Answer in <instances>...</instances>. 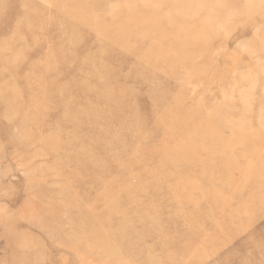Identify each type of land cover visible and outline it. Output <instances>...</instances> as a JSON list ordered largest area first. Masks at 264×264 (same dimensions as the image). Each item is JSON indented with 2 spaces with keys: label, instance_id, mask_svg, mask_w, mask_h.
Here are the masks:
<instances>
[{
  "label": "rangeland",
  "instance_id": "obj_1",
  "mask_svg": "<svg viewBox=\"0 0 264 264\" xmlns=\"http://www.w3.org/2000/svg\"><path fill=\"white\" fill-rule=\"evenodd\" d=\"M70 137L98 185L55 171ZM0 264H264V0H0Z\"/></svg>",
  "mask_w": 264,
  "mask_h": 264
},
{
  "label": "bare ground",
  "instance_id": "obj_2",
  "mask_svg": "<svg viewBox=\"0 0 264 264\" xmlns=\"http://www.w3.org/2000/svg\"><path fill=\"white\" fill-rule=\"evenodd\" d=\"M2 1V0H1ZM29 1V0H28ZM27 2V1H26ZM25 2V3H26ZM24 3V2H23ZM22 3V4H23ZM22 7H23V5H22ZM25 8V7H24ZM26 9H29V8H27L26 7ZM38 9V8H37ZM39 11H40V9H39ZM58 11H60V10H58ZM37 14V13H36ZM39 15V14H38ZM129 16H130V13L128 14ZM40 16V15H39ZM132 16V15H131ZM150 19V18H149ZM150 21V20H149ZM52 22V21H51ZM54 23H56V22H54ZM61 24V23H60ZM133 24H136V23H133V21L132 20H129V21H126V22H124V26L125 27H129V26H131V25H133ZM54 25V24H53ZM57 24H55V26H56ZM59 27H61L60 25H58ZM62 28V27H61ZM150 28V27H149ZM76 31V30H75ZM161 31V30H160ZM124 35H129V36H134V33H133V31H132V29L131 28H129V30H126V28L124 29V31L122 30L121 31ZM146 31H144V33H145ZM105 41V40H104ZM124 44L123 45H128V44H126L127 42H126V40H123L122 41ZM112 43H113V40H112ZM107 44V43H106ZM111 46V45H110ZM81 53H83V52H81ZM99 55V54H98ZM107 55H108V53H107ZM71 56H73V55H71ZM94 56V55H93ZM113 56V55H112ZM111 56V57H112ZM74 57V56H73ZM72 57V58H73ZM77 57V56H76ZM78 57H80V56H78ZM103 57V56H102ZM105 57V56H104ZM107 57V60H108V56H106ZM82 58H86V57H82ZM96 58H98V57H96ZM69 59V58H68ZM115 59V58H114ZM79 60V59H78ZM92 60V59H91ZM169 65L170 66H173V64H174V62L172 61V59L171 58H169ZM75 61V60H74ZM111 61V60H110ZM80 63V62H79ZM98 64V63H97ZM100 64V63H99ZM82 66V65H81ZM99 68V67H98ZM101 68V67H100ZM103 69V68H102ZM104 69H107V68H104ZM82 70H83V68H82ZM99 70V69H98ZM94 71V70H93ZM102 71V70H101ZM107 71H108V69H107ZM98 72V71H97ZM102 73H104V72H102ZM102 73H99V74H97L96 75V77H100V76H103L104 78H105V80H109L110 79V75L108 76V74H107V76H106V74H102ZM90 76H93L92 74H89ZM94 78V77H93ZM101 81H102V79L101 78H99ZM111 79H113V78H111ZM50 81V80H49ZM93 81H95V80H93ZM106 81V82H107ZM52 82V81H51ZM111 82V81H110ZM76 84V83H75ZM90 84H92L91 82H90ZM95 84H98L97 82L95 83ZM29 85H31L30 83H29ZM33 85V84H32ZM39 85V84H38ZM49 86H50V83L48 84ZM77 85V84H76ZM75 85V86H76ZM89 85V84H88ZM45 86V85H44ZM85 86V85H84ZM91 86V85H90ZM100 86V85H99ZM98 86V87H99ZM31 87V86H30ZM37 87V86H36ZM53 87V86H52ZM82 88H85V87H83V86H81ZM87 87V86H86ZM96 87H97V85H96ZM97 87V88H98ZM38 88V87H37ZM54 88V87H53ZM72 88H76V87H74V85H73V87ZM78 88V87H77ZM88 88V87H87ZM95 88V87H94ZM96 88V92H97V94H98V99H99V101H101V102H103L104 104H106V105H113V106H116V110H114L115 112L112 114V116L111 117H109V118H101V120L103 121V122H105V124L107 125V126H115V127H122V129H129V126H130V124H129V121H128V117L127 116H123L122 117V115L121 116H119L120 114L119 113H122V111L120 110L121 108H122V105H123V102H124V99L122 98V97H120V98H117V97H115L114 95H115V90L112 88H109L108 86L107 87H101L100 89H97ZM43 89V88H42ZM52 89V88H51ZM47 90V89H46ZM57 90H58V93L63 97H67V96H69V93L71 92V91H73L72 89H70L71 91L69 92V87H68V85L67 86H63V88L62 87H60L59 89L57 88ZM83 90V89H82ZM87 89L85 88V91H86ZM92 90V89H91ZM77 91V90H76ZM84 91V90H83ZM88 91V90H87ZM94 91V92H95ZM74 92H75V90H74ZM78 92H79V90H78ZM81 92V91H80ZM33 93H35V92H33ZM72 93V92H71ZM84 93V92H83ZM85 93H87V92H85ZM41 94H42V92H41ZM74 95H75V93H73ZM88 94H90L89 92H88ZM29 95H31V94H29ZM71 95V94H70ZM73 95V96H74ZM93 95V94H92ZM17 96H19V95H17L16 93H15V95L13 94V96L12 97H10V98H7V99H4V101H3V104H1V105H7V103H8V105L10 104V103H13V101H16L17 99H18V97ZM46 96V95H45ZM73 96H71V98H73ZM94 96V95H93ZM63 97V98H64ZM125 97V96H124ZM26 99H27V97H25ZM23 99V101L24 100H26V99ZM32 98H33V96H32ZM46 98V97H45ZM78 98H79V96H78ZM42 99V98H41ZM77 100V99H76ZM126 100V99H125ZM27 101V100H26ZM29 101V100H28ZM158 102V100H156V103ZM93 103V102H92ZM52 105V104H51ZM82 105V104H81ZM87 105V104H86ZM30 106H31V109L33 110V119L34 118H36L37 116H36V114L38 113V111H40L39 110V107H40V105H39V103L38 102H34V100H31L30 101ZM153 106H154V104H153ZM49 107H51V106H49ZM68 107V106H67ZM64 108L63 109V116L60 118V120L58 121V124H59V128H58V132L60 133L61 132V129H60V127L61 126H63V124H65V123H68V119H69V115H70V113L72 112L71 110L72 109H70L69 107H70V105H69V109L68 108ZM75 107V106H74ZM83 107H85V105H83ZM179 107V106H178ZM52 108V107H51ZM101 108H102V105H101V107H99V105H91V106H89L88 108H85V109H83V110H79V111H75V112H79L78 113V120L80 119V120H82V119H85L86 117H91V118H93L97 113H98V111H100L101 110ZM222 109V108H221ZM52 111V110H51ZM51 111H50V113L49 114H51ZM121 111V112H120ZM53 112V111H52ZM62 112V111H61ZM40 113V112H39ZM215 113V112H214ZM48 114V115H49ZM227 114V113H226ZM45 115V114H44ZM73 115V114H72ZM71 115V116H72ZM40 117H41V114H40ZM73 117V116H72ZM77 117V116H76ZM44 119V118H43ZM70 120H73V119H70ZM90 120V119H89ZM97 121L98 120H96L95 119V121L94 120H92V124L94 125V124H96L97 123ZM25 122V121H24ZM81 121H79L78 123L79 124H83L84 125V123H80ZM46 123H48V122H46ZM74 123H76L75 121H74ZM51 124V123H50ZM87 124V123H86ZM203 124H214V126H215V129L214 130H212L211 132H209V134L207 135V136H209V137H217V135H218V128H220L221 127V121H220V119H219V117L216 115V114H213V116H206L204 119H199L196 123H195V126H194V128L196 127V129H199L200 128V126L201 125H203ZM42 125H44V123L42 124ZM81 125H77L76 124V127H78V126H81ZM23 126V125H22ZM45 126H47L48 127V125H45ZM50 126V125H49ZM65 126V125H64ZM67 126H69V124H67ZM42 128H43V126H42ZM49 128V127H48ZM61 128H63V127H61ZM82 129V128H81ZM75 130V129H74ZM77 132H78V130H77ZM82 132V131H81ZM105 132V131H104ZM117 134H115V136H116ZM22 136V135H21ZM15 137V136H14ZM19 137H20V135H19ZM76 137H78V136H76ZM16 139H18V138H16ZM20 140V139H19ZM22 140V139H21ZM46 140V139H45ZM59 140V139H58ZM69 140H71V137L70 138H68L66 141H62L61 142V139H60V141H59V143H57V144H54V143H52V142H48L47 143V150H53L54 152H61V153H65V162H66V164H72V165H74V167H75V169L76 170H73L72 172H67L66 170L67 169H65L66 168V164H58L59 162H57V164L54 166V169H55V171L57 172V174H66V176H68V178H71V179H73V183H75V186H80L81 184H82V182H83V178H84V172H81V170L82 169H84V168H86V167H90V168H92L93 169V171H92V173L90 174L91 175V177L93 178V180H95V182L97 183V185H98V179L96 178L97 177V175H98V173L100 172V171H98V169L97 170H94L95 168V166L97 167L98 165H97V162L96 161H94V159H91V158H89L88 156H87V153H86V151L84 150V149H80L79 148V146H78V148H77V143L78 142H76V141H73V140H71V141H69ZM82 140V139H81ZM18 143V142H17ZM32 144V143H31ZM19 146V145H18ZM32 146V145H31ZM23 148V147H22ZM47 152V151H46ZM25 154V153H24ZM48 154V153H47ZM46 154V155H47ZM50 154V153H49ZM26 155V154H25ZM29 155H31V154H29ZM33 156V155H32ZM51 157H52V155H50ZM35 158H36V156H35ZM85 158H88L87 159V161L86 162H84V160H85ZM53 159V158H52ZM63 159V158H62ZM64 162V163H65ZM96 162V163H95ZM114 163V162H113ZM52 166V165H51ZM112 166V165H111ZM73 185L72 184H68V183H65V186H63L62 188H61V193H62V195H66L65 197L66 198H64L63 199V201L61 200V201H59V203H58V206L61 208H64V210H65V213L66 212H68V211H70L71 209H73V208H76L75 206H77V202H76V196H72V195H70L69 194V188L70 187H72ZM63 197V196H62ZM88 206V205H87ZM57 207V206H56ZM57 216V214H54L52 217V219L54 220L55 218H56V216ZM81 214H77V216H80ZM71 217V216H70ZM70 217H69V220H70ZM74 217V216H73ZM76 217V216H75ZM77 218H79V217H77Z\"/></svg>",
  "mask_w": 264,
  "mask_h": 264
}]
</instances>
